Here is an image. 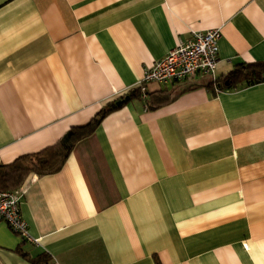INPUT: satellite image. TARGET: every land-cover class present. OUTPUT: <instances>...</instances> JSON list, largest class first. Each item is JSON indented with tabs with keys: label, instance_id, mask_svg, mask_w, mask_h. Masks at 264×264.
<instances>
[{
	"label": "crops",
	"instance_id": "crops-1",
	"mask_svg": "<svg viewBox=\"0 0 264 264\" xmlns=\"http://www.w3.org/2000/svg\"><path fill=\"white\" fill-rule=\"evenodd\" d=\"M213 29V78L144 84L60 170L10 190L35 242L0 220V264H264V82L207 88L264 63V0H0V166L58 145Z\"/></svg>",
	"mask_w": 264,
	"mask_h": 264
},
{
	"label": "trees",
	"instance_id": "trees-1",
	"mask_svg": "<svg viewBox=\"0 0 264 264\" xmlns=\"http://www.w3.org/2000/svg\"><path fill=\"white\" fill-rule=\"evenodd\" d=\"M262 82H264V63H241L222 80L210 81L207 88L220 92L237 84L244 83L252 86ZM138 97H141V93L137 89L135 92L106 104L86 125L71 129L58 145L35 154L21 156L10 165L0 166V190L10 191L18 188L29 174L44 176L60 170L76 142L91 134L108 114L120 109L130 99ZM170 97L167 94L160 96L157 102L169 101ZM151 103L148 102L150 106ZM30 264H42V262L30 260Z\"/></svg>",
	"mask_w": 264,
	"mask_h": 264
},
{
	"label": "built area",
	"instance_id": "built-area-1",
	"mask_svg": "<svg viewBox=\"0 0 264 264\" xmlns=\"http://www.w3.org/2000/svg\"><path fill=\"white\" fill-rule=\"evenodd\" d=\"M220 33L218 29L200 33L195 32L191 37L169 51L163 58L145 72L139 85L141 98L145 99L147 92L144 84L157 83L169 85L173 82L190 80L196 76L214 77L218 62V41ZM19 191L0 190V220L19 235L22 240L33 241L28 234L26 224L20 215Z\"/></svg>",
	"mask_w": 264,
	"mask_h": 264
}]
</instances>
